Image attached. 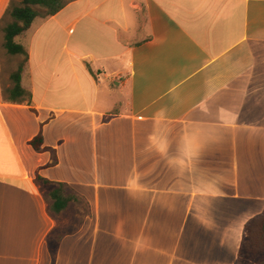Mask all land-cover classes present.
<instances>
[{"label":"crops","instance_id":"1","mask_svg":"<svg viewBox=\"0 0 264 264\" xmlns=\"http://www.w3.org/2000/svg\"><path fill=\"white\" fill-rule=\"evenodd\" d=\"M15 40L0 264H235L264 210V0H72Z\"/></svg>","mask_w":264,"mask_h":264},{"label":"trees","instance_id":"2","mask_svg":"<svg viewBox=\"0 0 264 264\" xmlns=\"http://www.w3.org/2000/svg\"><path fill=\"white\" fill-rule=\"evenodd\" d=\"M70 1L72 0H21L18 4L10 2L7 6L4 16L8 15L10 21L2 27V47L8 54L22 57L16 70L10 74L11 85L5 90L8 100L22 101L29 99L31 95L20 83L28 54L23 45L16 42L15 37L26 31L38 15L42 17L54 15ZM29 143L35 150H40L43 143L41 133ZM37 179L45 185L50 183L40 176H37ZM49 195L53 199L51 208L54 212H59L69 200L75 199L62 183L53 187ZM235 264H264V210L245 223Z\"/></svg>","mask_w":264,"mask_h":264},{"label":"rangeland","instance_id":"3","mask_svg":"<svg viewBox=\"0 0 264 264\" xmlns=\"http://www.w3.org/2000/svg\"><path fill=\"white\" fill-rule=\"evenodd\" d=\"M20 1L21 0H9V2H8L7 5H9L10 2H13V4H18ZM40 17H41V15L40 16L39 15L37 16V20L38 21L41 20L42 17L41 18ZM8 21H10V17L8 15L4 16V14H3V16H2V18L0 20V55H1V58H2V66H3L2 68H3V72H5V71L7 72L8 70H12L17 65V63H19L22 60V57L21 56H19V55H10L1 46V42H2V32H1L2 30L1 29H2L3 25L6 22H8ZM18 40L20 42H22V43H26V41H27V35H26V33L23 34V35H21V36H19V39ZM11 62H13V63H11ZM67 191L70 193V191L68 189H67Z\"/></svg>","mask_w":264,"mask_h":264}]
</instances>
